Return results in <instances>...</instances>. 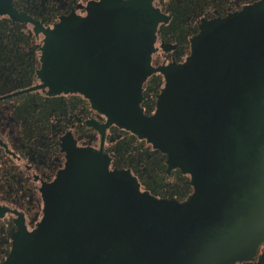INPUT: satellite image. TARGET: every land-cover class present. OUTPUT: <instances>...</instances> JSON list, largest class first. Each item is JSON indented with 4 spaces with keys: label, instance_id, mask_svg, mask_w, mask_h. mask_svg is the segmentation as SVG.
I'll return each instance as SVG.
<instances>
[{
    "label": "flooded vegetation",
    "instance_id": "obj_1",
    "mask_svg": "<svg viewBox=\"0 0 264 264\" xmlns=\"http://www.w3.org/2000/svg\"><path fill=\"white\" fill-rule=\"evenodd\" d=\"M115 1L139 0H0V264L18 235L59 216L71 236L46 264H137L148 255L152 264H264V233L251 236L264 225V208L241 220L246 182L220 164L207 129L210 86L193 79L204 29L240 20L263 0H145L159 17L150 61L142 23L125 63L119 34L133 38L134 20H119L128 8ZM133 72L146 76L142 83ZM75 185L98 198L73 206ZM118 193L124 200L136 193L153 215L147 251L134 250L131 223H120L123 235L112 232ZM160 217L189 230L168 239ZM51 225L49 235L59 231Z\"/></svg>",
    "mask_w": 264,
    "mask_h": 264
},
{
    "label": "water",
    "instance_id": "obj_2",
    "mask_svg": "<svg viewBox=\"0 0 264 264\" xmlns=\"http://www.w3.org/2000/svg\"><path fill=\"white\" fill-rule=\"evenodd\" d=\"M111 4L128 8L126 13L128 17L119 16V20H134L133 38H126L125 35L120 37L123 34H119L118 50L122 51L119 60L125 63L129 47L134 46V52H137L140 35L137 28H141L143 23L144 29L149 31V52L148 56L146 53V56L147 62L150 61L152 44L155 39L154 33L159 21L158 15L154 14L155 12L145 0L127 2L125 5L119 1ZM240 17V20H238V16L232 17L204 29L202 35L194 43V51L197 52V56L194 58L193 64L198 72L192 78L195 79V83L201 86H210L206 89L212 95L214 103L211 114L212 122L208 123L211 128L209 126L207 129L208 132L211 130V135L218 143L219 155L217 158L221 160L220 164L228 172L233 173L242 185H245L246 182L241 200V207L246 214L241 217V220L247 221L250 215L253 216L254 209L258 204L264 208V0L247 9ZM240 22L244 26H239ZM64 27L65 24H61L57 29L62 31ZM202 45L209 47L205 50V53L208 52V56L201 54L199 47ZM133 75L134 80L138 77L140 83L146 77L137 76L135 72ZM123 76L126 77V75H118V80ZM130 77H132L131 74L128 75V79ZM191 82L193 83V81ZM117 83L120 84L122 81H117ZM121 109L119 108L117 111L119 112ZM182 130L185 131L184 128ZM213 137L211 139L214 141ZM207 139L208 137L204 136L203 143H206ZM87 178L101 180L98 176ZM90 186L97 189L103 188L93 183ZM90 186H73L80 191L74 195L75 199L73 197V206L75 203L79 204L78 199L89 201L98 198L97 194L94 195L93 192H90ZM112 195L116 196L115 193ZM137 199L136 193L127 200L121 198L119 193L117 194L116 203L119 210L118 214L116 213V221L113 219L115 222H112V224L114 223L112 232L123 235V230L119 229L120 223L124 225L127 222L131 223L133 248L140 252L147 251L149 248L145 237L153 215L146 216ZM126 205L128 214L125 208L121 214L122 207ZM261 212L262 218H264V209ZM164 219L160 217L164 223L162 227L165 229L169 227L172 230L170 234H167L168 239L174 238L175 234L184 236L182 233L189 230L187 225H176L175 223L178 221L174 218H171L169 224L168 220ZM90 220L89 217L81 218V224L86 227ZM64 221L61 216L53 220L48 219V222L44 223L36 233L18 235L16 248L5 264L48 263L51 260L54 247H59L62 244L63 237L67 239L71 236L68 233L66 236L63 235L61 228ZM99 221L103 223V218H100ZM51 222L59 227V231L53 235L48 234V230L52 226ZM116 224H118L117 230L115 229ZM107 225H110V222ZM167 230L169 231V229ZM175 230L177 231L173 233ZM259 233H264L263 224L253 230L251 236L258 238ZM152 258L153 256L149 255L141 257L137 264H152L150 263Z\"/></svg>",
    "mask_w": 264,
    "mask_h": 264
}]
</instances>
